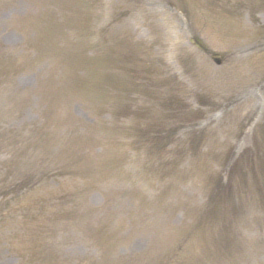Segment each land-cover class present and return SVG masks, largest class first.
Wrapping results in <instances>:
<instances>
[{
    "label": "rangeland",
    "instance_id": "1",
    "mask_svg": "<svg viewBox=\"0 0 264 264\" xmlns=\"http://www.w3.org/2000/svg\"><path fill=\"white\" fill-rule=\"evenodd\" d=\"M0 264H264V0H0Z\"/></svg>",
    "mask_w": 264,
    "mask_h": 264
}]
</instances>
